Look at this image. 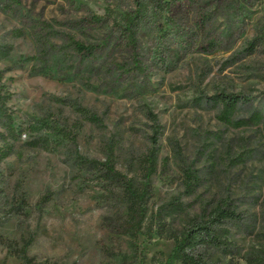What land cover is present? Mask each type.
Returning a JSON list of instances; mask_svg holds the SVG:
<instances>
[{
  "label": "rangeland",
  "instance_id": "374dc122",
  "mask_svg": "<svg viewBox=\"0 0 264 264\" xmlns=\"http://www.w3.org/2000/svg\"><path fill=\"white\" fill-rule=\"evenodd\" d=\"M152 3L0 0V44L13 47L0 62V92L25 128L0 162V264H27L21 249L28 264L164 259L173 245L168 232L154 225L150 233L127 234L120 190L75 161L105 160L111 152L118 170L143 182L138 162L153 145L159 167L148 213L173 195L186 204L166 220L167 231L228 199L239 214L229 223L240 249L234 264H246L244 252L264 249V120L233 126L219 118L222 105L206 101L240 94L235 117L264 108V0H187L166 12ZM136 14L132 47L119 37ZM72 40L97 45L95 56L82 60ZM135 55L144 73L133 69ZM39 134L56 144H27ZM186 166L201 178L193 193L185 192Z\"/></svg>",
  "mask_w": 264,
  "mask_h": 264
},
{
  "label": "trees",
  "instance_id": "16d2710c",
  "mask_svg": "<svg viewBox=\"0 0 264 264\" xmlns=\"http://www.w3.org/2000/svg\"><path fill=\"white\" fill-rule=\"evenodd\" d=\"M154 10L166 12L172 8L175 3H182L187 0H152ZM189 1V0H188ZM191 1V0H190ZM139 14L127 19V25L122 27L123 31L119 37L128 45L134 47L136 43L137 23L136 18ZM92 22H99L100 17L94 16ZM262 38V37H261ZM260 37H256L249 42L250 52H254ZM211 41L210 43H212ZM73 47L82 55V60L93 58L96 54L97 45L87 44L72 40ZM12 46L0 44V62L7 59ZM138 55V53H136ZM135 55L136 61L133 69L139 73H144L145 66L140 58ZM31 58L29 57L28 60ZM122 69V72H128L130 69ZM209 101L212 105H222L219 118L233 126L258 125L264 120V108H254L246 117H235L242 97L240 94L219 93L211 96ZM7 95L0 92V124L4 128L0 130V162L14 153L12 140H16L25 131V128L17 124L11 111L7 107ZM90 122L100 124V118L85 107H76ZM151 114V113H150ZM152 118H155L151 114ZM159 126V125H157ZM158 129L154 130L151 138L153 143H157ZM32 147H42L51 149L56 144L54 139L46 134H39L35 138L27 141ZM82 168L94 169L99 172L101 178L111 187H117L121 194L125 206L124 227L130 236H136L138 233L149 230L152 232L154 225L161 235L168 232V238L173 240L171 249L166 253L162 260L155 264H234L233 258L240 254V249L231 239L230 222L237 219L238 213L231 207V200L222 199L213 208H203L201 213L187 218L186 222L179 229L167 231L165 222L168 218L177 214H183L186 210L184 204L178 195H173L170 199L158 205L155 211L148 213V196L151 192L152 177L158 172L159 155L156 145L139 159L138 167L141 171L142 181H139L135 175H128L118 170L113 161L111 152H108L105 160L89 159L79 156L75 160ZM185 192L193 193L200 184V176L189 166L183 167ZM161 230V231H160ZM21 256L27 262L25 250L21 249ZM241 257L246 264H264V249L256 248L244 252ZM135 264V263H134ZM137 264H145L140 262Z\"/></svg>",
  "mask_w": 264,
  "mask_h": 264
}]
</instances>
